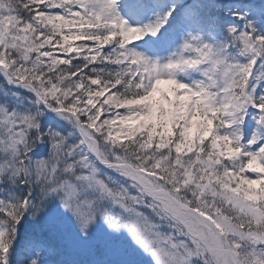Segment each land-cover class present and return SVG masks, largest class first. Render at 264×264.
Listing matches in <instances>:
<instances>
[{"label":"snow or ice","instance_id":"1","mask_svg":"<svg viewBox=\"0 0 264 264\" xmlns=\"http://www.w3.org/2000/svg\"><path fill=\"white\" fill-rule=\"evenodd\" d=\"M0 264H264V0H0Z\"/></svg>","mask_w":264,"mask_h":264}]
</instances>
